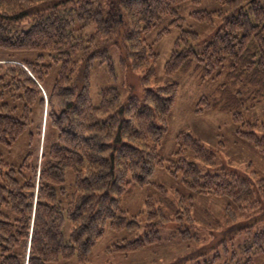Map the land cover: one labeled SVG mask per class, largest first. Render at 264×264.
<instances>
[{
	"label": "trees",
	"instance_id": "1",
	"mask_svg": "<svg viewBox=\"0 0 264 264\" xmlns=\"http://www.w3.org/2000/svg\"><path fill=\"white\" fill-rule=\"evenodd\" d=\"M215 1L223 10L190 15L208 26L221 22L210 40L200 42L198 33L183 27L177 9L201 0H0V51L9 56L0 60V148L23 138L38 145L44 134L41 158L37 149L18 168L0 151V264H88L107 230L113 235L110 251L131 256L159 248L165 241L161 228L174 220L180 231L171 238L200 241L192 229L194 202L201 196L225 199L230 223L237 219L235 208L258 209L260 216L225 232L247 231L241 244L228 245V237L212 257L195 250L173 264H253L264 251V229H252L264 223V186L248 174L254 171L203 172L216 164V155L186 132L177 134V160L162 154L179 84L166 80L149 87L158 80L160 56L147 37L170 18L157 40L171 27L180 34L165 77L190 73L200 84L214 83L194 113L228 114L237 144L264 158V113L249 117L264 107V0ZM90 27L95 33L83 34ZM108 46L125 51L122 66L145 70L141 98L124 103L117 88H106L94 104L95 63L106 64L115 77ZM26 52L35 58L17 60ZM55 64L58 75L47 91L45 80ZM157 169L180 176L191 195L176 190L178 200L171 197L166 186L152 182ZM144 188L150 191L145 211L131 214L126 201ZM200 256L204 260L194 263Z\"/></svg>",
	"mask_w": 264,
	"mask_h": 264
},
{
	"label": "rangeland",
	"instance_id": "2",
	"mask_svg": "<svg viewBox=\"0 0 264 264\" xmlns=\"http://www.w3.org/2000/svg\"><path fill=\"white\" fill-rule=\"evenodd\" d=\"M177 10L184 19L183 27L198 33L200 42L210 40L220 28L221 22L218 20L215 24L208 26L197 22L190 16L192 13L202 10H223V7L215 0H201L200 5L186 3L181 5ZM169 19L170 18L164 20L163 24L147 37L148 43L160 56L157 63H155L158 80L157 82L153 80L149 87L156 88L164 85L166 80L179 84L177 101L169 120V137L165 145V150L162 152L163 157L167 160H177L178 156L175 155L176 151L179 149L176 141L177 134L180 132L190 133L195 138L201 140V142L216 155V164L211 168L203 167V172L209 171L215 173L219 172L221 168L235 170L240 173H247L248 170L251 172L254 171V174H248H251L255 180L263 181L264 186V158L253 148L243 144H237L233 135L236 126L232 123L231 117L228 114L218 112H207L197 115L193 111L194 104L197 100L202 96L212 93L215 84L212 82L200 84L196 77L190 73L186 76L176 75L171 79L165 77L164 67L166 61L180 34L177 28L171 27L167 36L161 40H157L159 34L165 28H168ZM94 33L95 30L93 27L83 31V34L87 36H91ZM108 50L113 62L115 77L110 74L106 64H100L99 62L95 63L91 72V96L94 104H99L100 91L106 88H117L121 95V101L124 103L130 98H141L145 89V82L143 81L145 70L122 66L121 58L126 55L124 50L115 46H108ZM35 55L36 53L26 52L20 54L17 60L32 59L35 58ZM5 59H9L8 53L0 51V60ZM58 70L59 65H53L50 74L46 77L45 87L47 91L52 89L58 75ZM263 113L264 107H260L249 117L254 120L255 118L261 117ZM43 136L44 134L38 145L36 141H33L32 144L29 142L26 143L27 140L23 138L12 147H1L0 151L3 154L4 160L8 164L18 168L23 163L24 157L28 153L35 155L37 149H39V157L41 158L44 145ZM187 159L196 162L191 154L187 155ZM72 182L73 179L68 176L67 184L70 185ZM152 182L166 186L169 189L170 196H176L177 200L179 194L175 192L176 190H180L181 194L191 195L190 192L183 187L180 176L179 178H174L164 169H157ZM149 194L150 191L147 188L138 189L132 193V196L127 199L125 204L129 212L135 214L140 211H145V199ZM261 203V209H264V203ZM226 204L227 201L225 199L211 196H201L195 199L193 216L197 222H194V228L192 230L200 235V241L194 239L192 242L187 241L186 244H182L179 239L174 237L171 238L170 234L180 231L174 220V222H170L161 228V234L165 241L159 248H151L127 257L110 251L113 244V235L107 230L102 241L90 255L88 264H173L179 257L195 250H206V255L212 257L216 249L221 248L220 242L227 240L228 237H232L231 240L228 241V245L232 243L234 245H239L249 236L247 231L241 235L232 234L231 232L225 233L229 231L231 226L238 228L245 225L247 220H250L251 217L254 220L248 222L255 221L260 216V210L258 209L253 208L250 211H242L235 208L237 211V219L230 223L226 214ZM252 229L253 232L262 230L264 229V223L254 224ZM221 256L226 258L224 251ZM203 260L204 257L200 256L194 258L193 262L197 263ZM253 264H264V251L254 257Z\"/></svg>",
	"mask_w": 264,
	"mask_h": 264
}]
</instances>
